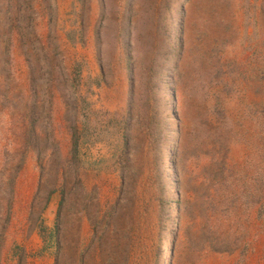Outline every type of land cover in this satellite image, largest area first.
<instances>
[{
	"label": "rangeland",
	"instance_id": "obj_1",
	"mask_svg": "<svg viewBox=\"0 0 264 264\" xmlns=\"http://www.w3.org/2000/svg\"><path fill=\"white\" fill-rule=\"evenodd\" d=\"M151 207L164 264H264V0H0V264H123Z\"/></svg>",
	"mask_w": 264,
	"mask_h": 264
},
{
	"label": "trees",
	"instance_id": "obj_2",
	"mask_svg": "<svg viewBox=\"0 0 264 264\" xmlns=\"http://www.w3.org/2000/svg\"><path fill=\"white\" fill-rule=\"evenodd\" d=\"M180 194L181 193V189ZM152 208V207H151ZM147 209V215L150 220V228L154 232V235H157V241L154 247L153 252L149 250V245L147 243V228H145L138 220L134 222L135 219H131L129 224L125 226L118 227L114 226L115 233L111 243H114L119 251V257H121L125 263L123 264H164L165 263V242L168 236L169 224L164 219L163 209L157 210V212L152 208ZM179 210H181L179 208ZM147 217V216H146ZM147 219V218H146ZM137 224V226H136ZM177 235L174 234L172 237L171 244L173 246L172 252H174V247L176 246ZM171 252V253H172ZM168 253V251H167ZM172 255V254H171Z\"/></svg>",
	"mask_w": 264,
	"mask_h": 264
},
{
	"label": "bare ground",
	"instance_id": "obj_3",
	"mask_svg": "<svg viewBox=\"0 0 264 264\" xmlns=\"http://www.w3.org/2000/svg\"><path fill=\"white\" fill-rule=\"evenodd\" d=\"M99 7H100V6H99ZM96 9H97V8H96ZM98 13H99V12H98ZM94 14H95V12H94ZM99 14H100V13H99ZM169 162H170V161H169ZM172 237H173V232H170L169 235L167 236L168 239L166 238V239H167V243H168V244H166V245L168 246V255H167V259H170V258H171V253H170V252H171V246H172V245H171ZM165 243H166V242H165ZM166 250H167V249H166ZM165 258H166V257H165Z\"/></svg>",
	"mask_w": 264,
	"mask_h": 264
},
{
	"label": "water",
	"instance_id": "obj_4",
	"mask_svg": "<svg viewBox=\"0 0 264 264\" xmlns=\"http://www.w3.org/2000/svg\"><path fill=\"white\" fill-rule=\"evenodd\" d=\"M167 239H168V238H167ZM166 254H167V251H166V253H165V256H167Z\"/></svg>",
	"mask_w": 264,
	"mask_h": 264
}]
</instances>
